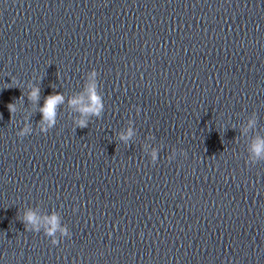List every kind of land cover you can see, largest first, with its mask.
Returning a JSON list of instances; mask_svg holds the SVG:
<instances>
[{
  "label": "water",
  "instance_id": "1",
  "mask_svg": "<svg viewBox=\"0 0 264 264\" xmlns=\"http://www.w3.org/2000/svg\"><path fill=\"white\" fill-rule=\"evenodd\" d=\"M260 140L264 0H0V264H264Z\"/></svg>",
  "mask_w": 264,
  "mask_h": 264
},
{
  "label": "clouds",
  "instance_id": "2",
  "mask_svg": "<svg viewBox=\"0 0 264 264\" xmlns=\"http://www.w3.org/2000/svg\"><path fill=\"white\" fill-rule=\"evenodd\" d=\"M95 75H96V73L93 72L92 76H95ZM87 92H88L89 104L87 106H82L79 110L83 114L99 115V113L102 109V103H101L100 97L95 92V82L94 81L88 85ZM29 95L33 101L38 100L39 89L34 88ZM62 102H63V96L62 95H60V94L52 95V96H49L46 98L44 107L42 109H40L41 113L43 114V118H44V120H46L48 122L49 127H51L52 125L55 124L56 108H57V105L59 103H62ZM80 102L81 101L79 98H73L70 101V103L72 105L80 104ZM8 107H9L10 112L15 111L14 105L10 104ZM78 126L81 128L87 127V123L84 120H80L78 122ZM25 131H27V129H25ZM21 135H23V133H21ZM252 150H253V153L259 157L261 155V153L264 152V140H260L257 143H255L253 145ZM153 156H155V154H153ZM25 219L28 223H31L33 225H35L37 222V218H36L35 214L32 212H28L26 214ZM48 223L51 225V228L47 230V233H48V235H53L55 233V231L57 230V227H58L56 215H53L49 219ZM61 232L65 235L67 234L66 229H61ZM53 243H56V241L53 240Z\"/></svg>",
  "mask_w": 264,
  "mask_h": 264
}]
</instances>
